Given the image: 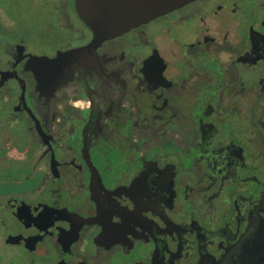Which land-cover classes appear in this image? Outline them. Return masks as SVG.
<instances>
[{"label":"flooded vegetation","instance_id":"obj_1","mask_svg":"<svg viewBox=\"0 0 264 264\" xmlns=\"http://www.w3.org/2000/svg\"><path fill=\"white\" fill-rule=\"evenodd\" d=\"M45 5L0 15V264H264V0Z\"/></svg>","mask_w":264,"mask_h":264},{"label":"water","instance_id":"obj_2","mask_svg":"<svg viewBox=\"0 0 264 264\" xmlns=\"http://www.w3.org/2000/svg\"><path fill=\"white\" fill-rule=\"evenodd\" d=\"M80 19L94 31H122L187 0H74Z\"/></svg>","mask_w":264,"mask_h":264},{"label":"rangeland","instance_id":"obj_3","mask_svg":"<svg viewBox=\"0 0 264 264\" xmlns=\"http://www.w3.org/2000/svg\"><path fill=\"white\" fill-rule=\"evenodd\" d=\"M40 1L0 0V15L16 31H40L42 23L53 18L52 9L48 5L40 8Z\"/></svg>","mask_w":264,"mask_h":264}]
</instances>
